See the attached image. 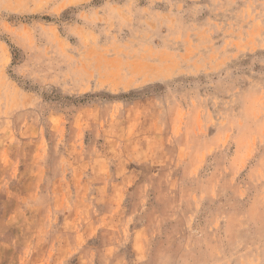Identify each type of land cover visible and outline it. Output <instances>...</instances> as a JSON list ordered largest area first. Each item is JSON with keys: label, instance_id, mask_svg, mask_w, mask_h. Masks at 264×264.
Wrapping results in <instances>:
<instances>
[{"label": "rangeland", "instance_id": "obj_1", "mask_svg": "<svg viewBox=\"0 0 264 264\" xmlns=\"http://www.w3.org/2000/svg\"><path fill=\"white\" fill-rule=\"evenodd\" d=\"M0 264H264V0H0Z\"/></svg>", "mask_w": 264, "mask_h": 264}]
</instances>
